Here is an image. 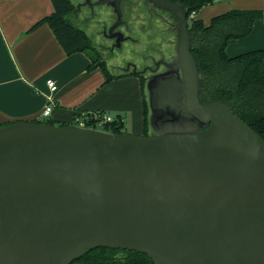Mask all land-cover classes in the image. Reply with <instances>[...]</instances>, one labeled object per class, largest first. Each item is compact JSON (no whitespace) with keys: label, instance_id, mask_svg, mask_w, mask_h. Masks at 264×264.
<instances>
[{"label":"water","instance_id":"obj_1","mask_svg":"<svg viewBox=\"0 0 264 264\" xmlns=\"http://www.w3.org/2000/svg\"><path fill=\"white\" fill-rule=\"evenodd\" d=\"M122 1L87 0L112 7L117 47ZM147 1L177 31L169 70L145 81L153 134L0 126V264H71L100 247L154 264H264V140L227 104L200 102L186 10Z\"/></svg>","mask_w":264,"mask_h":264},{"label":"crops","instance_id":"obj_2","mask_svg":"<svg viewBox=\"0 0 264 264\" xmlns=\"http://www.w3.org/2000/svg\"><path fill=\"white\" fill-rule=\"evenodd\" d=\"M210 8L204 16V8ZM191 16L207 24L211 17L232 9L259 10L249 35L229 40L227 56L264 50V0H215ZM50 0H0V125L16 121H43L50 94L53 107L49 120L72 125L74 114L106 111L127 124L141 114L143 101L140 81L135 75L104 83L100 68L88 70L92 54L87 51L65 54L47 25L27 32L40 18L52 13ZM198 15V16H197Z\"/></svg>","mask_w":264,"mask_h":264},{"label":"trees","instance_id":"obj_3","mask_svg":"<svg viewBox=\"0 0 264 264\" xmlns=\"http://www.w3.org/2000/svg\"><path fill=\"white\" fill-rule=\"evenodd\" d=\"M181 5L187 12L188 30L195 33L191 52L200 76L198 96L201 103L221 102L231 107L255 133L264 140V50H253L229 57L225 48L229 40L241 39L249 35L255 20L263 18L259 10L232 9L217 14L204 24L191 15L210 5L213 0H170ZM52 13L40 18L27 32L41 25H47L65 54L91 51L93 56L88 70L100 68L105 81L109 83L133 73L112 75L106 63L91 43L90 37L75 27L68 19L74 11L70 0H50ZM172 17L173 15L169 13ZM174 19V17H173ZM175 21V20H174ZM140 81L143 101V136H148L149 109L145 94V78L135 74ZM18 122V121H16ZM28 122V121H23ZM31 123L55 125L49 119ZM13 123V122H12ZM10 123H5L7 125ZM0 125V126H3ZM67 124H60L64 126ZM112 133H125L124 123L115 118L104 127ZM71 264H154L143 253L133 250L96 248Z\"/></svg>","mask_w":264,"mask_h":264},{"label":"rangeland","instance_id":"obj_4","mask_svg":"<svg viewBox=\"0 0 264 264\" xmlns=\"http://www.w3.org/2000/svg\"><path fill=\"white\" fill-rule=\"evenodd\" d=\"M70 1L74 11L68 16L69 21L75 27L83 30L97 49L100 46L99 57L105 61L108 71L112 75L122 74L123 70L119 67L128 66V63L142 71L146 66L153 64L160 55L166 54L167 56L175 52L177 31L170 25L174 23L173 17L147 0H123L121 2L122 23L117 28L124 32L128 38L113 51L108 49L113 43L112 39L103 34L104 29L108 30L116 20L112 7L108 5L92 6L91 3L96 0H89L91 3H88L87 0ZM204 10V16H208L209 6ZM156 13L163 14L170 23L163 22ZM87 52L92 54L89 50ZM141 117V114L136 115L132 118V123H130V118L127 119L124 132L142 135L143 118ZM55 125L57 124L55 123ZM151 132L152 130L149 128V135Z\"/></svg>","mask_w":264,"mask_h":264},{"label":"built area","instance_id":"obj_5","mask_svg":"<svg viewBox=\"0 0 264 264\" xmlns=\"http://www.w3.org/2000/svg\"><path fill=\"white\" fill-rule=\"evenodd\" d=\"M45 83H46V86L50 94L56 90V85L52 80L48 79L46 80ZM50 94L47 95V105L41 111V117L43 120L49 118V115L53 107V100ZM114 120H115V117L111 116L106 111H98V112L88 113V114L80 113V114H74V117L72 119V125L105 131L104 130L105 125L113 122Z\"/></svg>","mask_w":264,"mask_h":264},{"label":"flooded vegetation","instance_id":"obj_6","mask_svg":"<svg viewBox=\"0 0 264 264\" xmlns=\"http://www.w3.org/2000/svg\"><path fill=\"white\" fill-rule=\"evenodd\" d=\"M89 1V0H88ZM156 15L163 21V22H165V23H167V24H169L170 22L169 21H167L165 18H164V16H163V14H159V13H156ZM127 29H128V27H126ZM109 30V29H108ZM107 29H104V32H103V34L105 35V37H108V38H110L109 37V31H108ZM114 31H117V32H120V33H122L123 34V37L125 38V40L128 38V36H126V34L124 33V32H122L121 30H119L118 28H115L114 29ZM114 33V32H113ZM110 39H112V45L108 48L109 49V51L111 50V51H113V49L115 48V47H117L116 46V37H114V38H110ZM124 41V40H123ZM122 41V42H123ZM121 42V43H122ZM121 43H120V46H121ZM119 46V47H120ZM94 47H95V49L97 50V52L99 53V48H100V46H98L99 48L97 49V47L94 45ZM173 56H174V53H172V55H171V53L170 54H168L167 56H166V54H162V55H160V57L158 58V59H155L154 60V63L153 64H151V65H149V66H146L144 69H142V71H139V70H137L136 68H135V66H133L131 63H128V66H125V67H119V69H122L123 70V73L122 74H124V73H136V74H138L139 76H142L143 78H145V81H146V79L147 78H150V77H153L154 75H156V74H163V73H165V72H167L169 69L168 68H166L164 65H163V62H171L172 61V59H173ZM104 61V60H103ZM105 62V61H104ZM156 63H159V65H158V67H156ZM153 133L151 132L150 133V135H152ZM148 135H149V133H148Z\"/></svg>","mask_w":264,"mask_h":264}]
</instances>
